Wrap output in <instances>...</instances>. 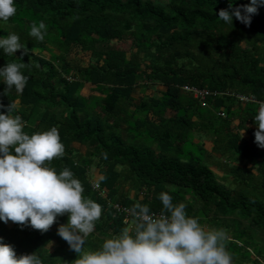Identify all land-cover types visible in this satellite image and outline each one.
<instances>
[{"label": "trees", "instance_id": "1", "mask_svg": "<svg viewBox=\"0 0 264 264\" xmlns=\"http://www.w3.org/2000/svg\"><path fill=\"white\" fill-rule=\"evenodd\" d=\"M166 1L16 0L0 36L18 33L30 51L0 50V67L26 63L28 80L23 93L7 94L0 81V103L15 104L12 115L22 116L29 134L58 128L65 154L49 166L71 169L84 195L102 206L85 251L130 228L135 203L159 212V193L167 191L205 226L228 231L233 264H264L255 241L264 235V148L254 136L264 101V6L249 27L220 20L230 0ZM40 21L44 41L29 35ZM75 51L90 54L87 66L71 61ZM156 84L163 89L149 94ZM186 88L210 95L200 100ZM67 219L47 232L0 220V237L18 256L74 264L78 253L55 231Z\"/></svg>", "mask_w": 264, "mask_h": 264}, {"label": "clouds", "instance_id": "2", "mask_svg": "<svg viewBox=\"0 0 264 264\" xmlns=\"http://www.w3.org/2000/svg\"><path fill=\"white\" fill-rule=\"evenodd\" d=\"M234 2L230 0L228 8L219 10L218 17L225 24L233 25L235 17L250 27L253 16L264 6V0L236 7ZM16 13V0H0V20L8 21ZM47 34L44 21L33 22L31 37L44 41ZM0 50L9 56L18 50H22L21 56L30 51L15 32L0 36ZM25 67L26 63L16 62L0 67V81L7 85L4 94L13 88L23 93L28 80L22 71ZM13 108L14 103H0V220L47 232L58 217L67 215L57 234L78 253L74 264H233L228 231L206 227L167 191L159 193L163 205L159 212L148 204L135 203L127 210L133 218L130 228L105 239L99 249L85 251L87 238L101 218V204L84 195V185L71 169L57 171L49 166L53 158L65 154L58 128L29 134L22 116L12 115ZM254 122L255 142L264 148V101L259 102ZM3 239L0 237V264H43L37 252L18 256L14 246Z\"/></svg>", "mask_w": 264, "mask_h": 264}, {"label": "rangeland", "instance_id": "3", "mask_svg": "<svg viewBox=\"0 0 264 264\" xmlns=\"http://www.w3.org/2000/svg\"><path fill=\"white\" fill-rule=\"evenodd\" d=\"M163 2L164 3H167V1L166 0H163ZM1 21V20H0ZM70 59H71V61L75 64V65H77V66H80V67H84V66H87V64L89 63V61H90V54H84V53H81V52H79V51H75L71 56H70ZM152 87H153V89L152 90H149L148 91V93L149 94H155V93H157L158 92V90L160 91V90H162L163 89V87H161V86H159V85H152ZM90 88H92V86L90 85V84H87L86 85V87H85V89L83 90V94H85V95H88V94H90ZM134 95L136 96V97H138V92L136 91L135 93H134ZM235 126H237L238 125V122H235V124H234ZM244 136H246L247 137V135L244 133ZM202 140H204L205 141V139H202ZM206 146H207V148L210 150L211 148H212V145L210 144V143H206ZM77 147H78V145H77ZM214 171L217 173V174H219L220 176L222 175L219 171H217L216 169H214ZM92 175H93V177H94V181H97V178H99V176H98V172L97 171H93L92 172ZM129 188H127V190H128ZM134 192H132L131 193V195L132 196H134ZM7 225H9V227H12V225H13V223L11 222V221H9L8 223H7ZM206 227H208V226H206ZM208 228H210V227H208ZM56 231V235H57V237L58 238H60V236L57 234V229L55 230ZM255 241L258 243V245L262 248V249H264V235H256L255 236ZM58 246V243H57V241H55V242H53V244L49 247L52 251H54L55 250V248Z\"/></svg>", "mask_w": 264, "mask_h": 264}, {"label": "built area", "instance_id": "4", "mask_svg": "<svg viewBox=\"0 0 264 264\" xmlns=\"http://www.w3.org/2000/svg\"><path fill=\"white\" fill-rule=\"evenodd\" d=\"M186 89L192 92L195 98L200 99V100H204L207 96L210 95L208 91L198 90L195 88H186Z\"/></svg>", "mask_w": 264, "mask_h": 264}]
</instances>
